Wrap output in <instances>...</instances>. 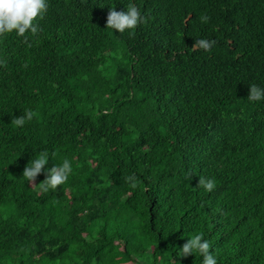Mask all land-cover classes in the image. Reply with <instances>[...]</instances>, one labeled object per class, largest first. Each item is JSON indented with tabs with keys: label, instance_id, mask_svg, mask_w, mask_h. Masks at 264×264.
<instances>
[{
	"label": "trees",
	"instance_id": "obj_1",
	"mask_svg": "<svg viewBox=\"0 0 264 264\" xmlns=\"http://www.w3.org/2000/svg\"><path fill=\"white\" fill-rule=\"evenodd\" d=\"M129 3L142 22L107 29ZM48 5L0 37V264H201L178 249L196 232L217 264H264V0ZM42 150L72 164L54 191L23 177Z\"/></svg>",
	"mask_w": 264,
	"mask_h": 264
},
{
	"label": "clouds",
	"instance_id": "obj_2",
	"mask_svg": "<svg viewBox=\"0 0 264 264\" xmlns=\"http://www.w3.org/2000/svg\"><path fill=\"white\" fill-rule=\"evenodd\" d=\"M48 0H0V37L9 34H15L17 37H23L28 40L29 36H36L41 31L39 21L44 18L48 9ZM143 17L135 4L129 3L126 11H117L112 8L107 17V29L124 33L125 30L135 29L142 22ZM199 19L207 23L209 17L201 15ZM215 44L214 40L205 38L196 39L193 49L199 47L203 50H210ZM249 101L264 100V87L257 84H250ZM35 112L31 108H25L23 114L14 116L11 123L17 127H24L27 122L33 120ZM49 155L46 151H40L33 157L25 167L23 177L28 183L34 184L39 174L43 173L45 179L37 185L40 189L47 192L56 190L58 186L64 184L70 173L72 172L71 161L64 158L62 163H55L48 168ZM54 161V160H53ZM135 187L134 175L127 177ZM206 192H211L216 187V181L212 178L201 176L199 178V186ZM211 242L204 238L203 233L196 232L189 236L182 248H178L181 257L188 255H196L202 257L201 264H217V258L213 251Z\"/></svg>",
	"mask_w": 264,
	"mask_h": 264
}]
</instances>
